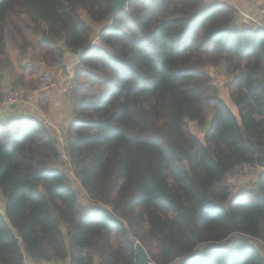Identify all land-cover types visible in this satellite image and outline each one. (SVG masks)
<instances>
[{"label": "trees", "instance_id": "trees-1", "mask_svg": "<svg viewBox=\"0 0 264 264\" xmlns=\"http://www.w3.org/2000/svg\"><path fill=\"white\" fill-rule=\"evenodd\" d=\"M113 2L0 0V70L23 14L38 36L23 49L49 67L79 56L66 151L91 202L41 120L0 126V264H136L137 242L154 264H264V29L224 3ZM191 121L208 126L204 142ZM245 169L257 178L233 193Z\"/></svg>", "mask_w": 264, "mask_h": 264}, {"label": "crops", "instance_id": "crops-1", "mask_svg": "<svg viewBox=\"0 0 264 264\" xmlns=\"http://www.w3.org/2000/svg\"><path fill=\"white\" fill-rule=\"evenodd\" d=\"M207 4H218L224 3L232 8H234L237 12L236 24L244 26L245 19H253L257 24L254 25L255 28H259V26L264 27V0H204ZM259 24V25H258ZM32 51V48L28 50ZM7 52V49H6ZM68 57V58H67ZM66 57L65 67L58 68V66H54L53 71L55 72H63L72 69L74 72L75 66L78 63L79 56L76 54H72L68 52ZM41 60V62H40ZM39 62L37 58L30 54H25L22 57V65L24 73L21 74L17 79L14 76L13 72V64L9 62V67L3 68L0 70V73L3 75L2 77V87L3 93L7 95L10 89L16 85L19 86L26 94H31L30 89L25 86L27 83L25 80L27 77L25 73L28 72L27 65L36 64L38 69L48 68L44 61L40 58ZM10 61V60H9ZM71 65L70 69L69 66ZM67 67V69H66ZM27 71V72H26ZM31 75V74H30ZM19 83V84H18ZM39 87H41L42 83L40 80ZM27 88H25V87ZM37 92L32 98H28V100H23L16 104L7 105L0 104V126L6 125L12 120H30L37 119L41 120L43 117H51L58 121L64 129H68L70 124L75 120V114L73 110V98L71 97H61L53 91H45L41 90ZM23 92V91H22ZM55 135V133H54ZM2 195V194H1ZM3 196V195H2ZM6 210V198L3 196V209H0L1 213H5ZM26 264H34L33 260L26 256L25 258ZM62 264H70V262L62 263Z\"/></svg>", "mask_w": 264, "mask_h": 264}, {"label": "rangeland", "instance_id": "rangeland-1", "mask_svg": "<svg viewBox=\"0 0 264 264\" xmlns=\"http://www.w3.org/2000/svg\"><path fill=\"white\" fill-rule=\"evenodd\" d=\"M16 25H17V27H16ZM33 27H34L33 23L30 21V19L28 18V16L26 14H23L20 18H15V21L10 22V24L7 26L6 36H5L7 56L10 60L9 62L13 64V72H14V76L16 79L21 74L24 73V71L22 70L23 65H22L21 60L25 54H30V55L35 56L37 58L38 62L40 60V50L36 49L37 47L34 48V50L32 49L31 52L23 49V46H24L23 37H25L29 43L33 44V46L36 45L38 42V36L35 34ZM100 29H101V27H99V26L96 27L97 32H99ZM40 62H41V60H40ZM71 65L72 64H70L69 69H70ZM27 67H28L27 68L28 72L26 71L27 74L25 73V76L27 77L25 82L27 83V85H25V86H27L30 89L29 90L30 93H33L36 90H39L41 88V87H39V84H37V82L40 83L41 76L45 72L51 73L55 78L64 77L66 74H68L70 72L74 73L72 71V69H71V71L68 70V71H63L61 73L55 72V70L53 71V68L49 67V66H46L48 68L38 69L36 64H34V65L29 64V65H27ZM58 68L62 69V67H60V66H58ZM66 69H67V67H66ZM209 72L213 76V81L219 90L220 96L224 99V101L229 106H231L236 111V107H235V105H234V103L230 97V93L228 90V84H229V80H230L229 76L225 73L223 68H217V69L211 68L209 70ZM25 86H23V87H25ZM27 87H25V88H27ZM11 91L12 92L13 91L21 92L20 100L18 102H21L22 100L27 101L29 98L28 94H26L24 92V89L22 90L21 88H19V86H17V83H16V85H14L10 89V91L7 93L6 97L9 95V93ZM58 95H60V94H58ZM6 97H5V99H6ZM61 97H68V96L62 95ZM69 97H71V95ZM41 120L49 121L53 124V126H51L50 129L52 130L53 133H55V136H57L56 130L62 131V133H64V131H65V133H64L65 136H68L67 130L64 129L61 126V124L58 121H56L54 118L43 117ZM189 126H190L191 131L204 142L205 137H206V132L208 130V126H204V127L200 126V125H198L197 122H194V121L193 122L191 121ZM60 161H62V163H63V157H62V159H60ZM61 165H62L61 167H63L70 174L72 182H73L76 190L78 191V194L80 195L82 202L84 204H91V202L89 201V198H88L87 191L83 188V186L81 185L78 178L74 175L73 171L70 169V166H67L65 164H61ZM257 175H258V170L245 169L242 172L231 176L229 179V182L232 186L233 193H238V192H241L243 190L249 189L251 187V182L257 178ZM0 209H3V196L1 194H0ZM259 250L264 254V247H259Z\"/></svg>", "mask_w": 264, "mask_h": 264}, {"label": "built area", "instance_id": "built-area-1", "mask_svg": "<svg viewBox=\"0 0 264 264\" xmlns=\"http://www.w3.org/2000/svg\"><path fill=\"white\" fill-rule=\"evenodd\" d=\"M244 23L246 26H249V27H254V25L257 24L255 20L249 19V18L245 19ZM259 28L264 29V27H262V26L261 27L259 26ZM41 83H42V86L40 88L41 90L53 91V92L60 94V96H62V95L70 96L73 89L76 86L75 76H74V73H72V72H70V73L66 74L64 77H60V78H55L51 73L45 72L41 76ZM39 91L40 90H36L35 92L29 94L28 97L32 98ZM20 96H21V92H19V91H13L12 92L11 91L9 93V95L6 97V99L3 101V104H7V105L16 104L20 100ZM41 121L49 129L51 126H53V124L49 121H43V120H41ZM56 133H57L56 140H57V142L59 144V148L61 150L60 159H62V157H63V163H62V161H60V162H61V164H65L67 166H70V168H71V157L66 151L67 136H65V134H64L65 131H64V133H62V131L56 130Z\"/></svg>", "mask_w": 264, "mask_h": 264}, {"label": "water", "instance_id": "water-1", "mask_svg": "<svg viewBox=\"0 0 264 264\" xmlns=\"http://www.w3.org/2000/svg\"><path fill=\"white\" fill-rule=\"evenodd\" d=\"M129 0H114L113 2V11H120L127 7ZM137 250V261L136 264H154L149 258L144 246L140 243H136Z\"/></svg>", "mask_w": 264, "mask_h": 264}]
</instances>
